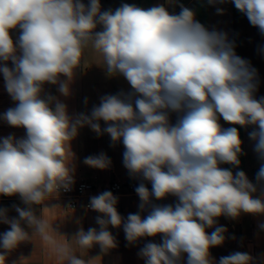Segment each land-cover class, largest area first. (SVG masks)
<instances>
[{"label":"clouds","instance_id":"clouds-1","mask_svg":"<svg viewBox=\"0 0 264 264\" xmlns=\"http://www.w3.org/2000/svg\"><path fill=\"white\" fill-rule=\"evenodd\" d=\"M232 2L264 34V0ZM98 24L103 31H95ZM17 27L21 33L14 42L10 31ZM89 42L102 54L107 74L122 75L132 91L105 95L90 115L70 117L64 103L42 97L43 85H58L60 94L68 96L69 82ZM0 61L13 64H0V73L17 102L0 118L26 129L24 138H0V195H19L28 206L15 207L18 219L0 209V222L10 226L0 233V264H5L6 252L34 234L53 243L50 226L32 206L71 190L70 141L85 125L97 134L106 132L113 142L122 141L124 166L152 186L151 192L144 183L135 189L140 210L151 206L143 218L139 213L122 218L110 191L91 197L88 208L102 215L96 217L99 230L81 228L74 237L85 251L94 245L102 253L115 248L108 228L122 226L129 243L162 237L161 244L149 242L140 250L145 264H178L183 253L187 264H214L209 250L223 244L227 231L215 226L216 218L264 214V198L253 197L256 187L246 174L219 167H238L242 154L237 128L223 129L220 117L233 125H258L249 136L264 158V97L254 98V72L235 54L226 34L209 31L192 10L181 6L173 15L163 5L142 9L123 4L114 12H101L100 0H89L87 7L81 0H0ZM170 113L178 114L175 124ZM101 120L107 125L103 130ZM84 164L103 170L111 161L101 153L86 157ZM256 179L264 181V165ZM169 195L178 198L174 207L152 204V197L162 200ZM214 226L209 234L206 229ZM57 251L67 264L100 261H86L62 246ZM252 260L247 253L234 252L221 257L219 264Z\"/></svg>","mask_w":264,"mask_h":264},{"label":"crops","instance_id":"crops-1","mask_svg":"<svg viewBox=\"0 0 264 264\" xmlns=\"http://www.w3.org/2000/svg\"><path fill=\"white\" fill-rule=\"evenodd\" d=\"M87 7L89 0H81ZM123 4L135 5L142 9H149L153 6L163 5L170 14L178 15L181 6L193 11L194 18L209 31L225 33L229 43L232 44L235 54L243 58L254 72L253 83L256 90L253 93L255 99L264 97V34L258 27L251 25L247 16L238 10L232 0L224 2L209 3V0H100L101 12L112 10L113 12ZM222 9V12H218ZM95 31H103V26L98 24ZM21 30L17 27L10 31L14 42L18 40ZM19 54V53H18ZM6 63L9 68L13 67L11 61ZM105 62L100 52L96 51L89 42L82 51L81 64L74 70L72 80L69 82L70 94L63 96L58 91V85L45 83L43 85L42 97L52 96L67 106L70 117H75L80 113L90 115L94 106H98L101 97L105 95H117L132 91L130 84L120 74L109 75L105 70ZM61 80L68 78L61 75ZM5 88L3 74L0 73V117L9 108L16 106ZM54 107V105H53ZM178 119L177 113H170V122L175 124ZM101 130L107 125L100 121ZM219 123L223 129L236 127L242 141V154L239 155V166L232 164H220L219 167L229 169L235 174L243 171L246 174L256 176L260 167L264 165V158L254 150L256 141L250 139L249 133L258 130V125H233L225 122L222 117ZM14 136L17 139L26 137V129L22 127H12L0 118V138ZM70 151L73 154L71 166L74 168L73 178L90 181L96 184V191L91 196H96L104 191H108L107 186L113 181L133 182L147 181L142 175L131 174L123 164V153L125 148L122 141L113 142L106 133L97 134L89 126L85 125L78 130L77 136L70 141ZM101 153L106 154L111 164L106 169L92 168L84 164V159L88 156H96ZM254 198H264V192L259 191L252 194ZM117 198L116 208L122 218L126 220L129 214L139 213L142 218L146 217L151 210L147 205L141 211L139 196H128L123 194L114 195ZM90 197V198H91ZM87 200H83L76 209H70L68 202L57 197H50L42 205H33L34 213L40 217L49 227L48 235L53 243L42 239L39 234H34L32 240L21 243L11 252H6L5 264H67L57 251L58 246L69 250L91 264H145V260L139 255L140 250L149 242L161 244L162 237H143L134 243L126 240L123 227L115 228L109 225L108 230L116 240V247L107 253H102L99 245L87 249L79 246L74 239L77 232L82 228L85 232L89 228L99 230L96 217L102 214L96 211L86 210ZM175 196H167L162 200L152 197V204L172 205L178 203ZM27 208L19 195H0V209H6L9 218H19L15 207ZM48 207V208H45ZM215 226H223L227 229L224 233L225 240L222 245L210 248V256L214 264H219L221 257L228 256L234 252L249 254L253 260L252 264H264V214L241 213L239 217L233 219L225 216L216 218ZM25 231L32 235V229L26 223L21 222ZM51 226L54 230L52 231ZM215 226L207 228L211 234ZM8 224L0 222V233L9 230ZM0 249V252H3ZM178 264H187V254L183 253Z\"/></svg>","mask_w":264,"mask_h":264},{"label":"built area","instance_id":"built-area-1","mask_svg":"<svg viewBox=\"0 0 264 264\" xmlns=\"http://www.w3.org/2000/svg\"><path fill=\"white\" fill-rule=\"evenodd\" d=\"M246 174V173H245ZM248 180L256 187V192L263 191L264 192V181H257L256 176H252L246 174ZM74 179V184L70 191L61 190L57 195L53 197L64 199L68 202V207L70 209H76L80 206V203L83 200H87L86 202V210L93 211L88 208L90 203V197L96 191V184L90 181ZM140 183H144L145 186L151 192L152 186L149 181H133V182H121V181H113L110 183L107 188L108 191L112 192L113 195L123 194L128 196H138L135 189L139 186ZM255 193V192H254Z\"/></svg>","mask_w":264,"mask_h":264}]
</instances>
